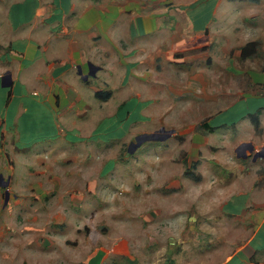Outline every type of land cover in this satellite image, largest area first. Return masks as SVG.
Here are the masks:
<instances>
[{"label": "crops", "instance_id": "crops-1", "mask_svg": "<svg viewBox=\"0 0 264 264\" xmlns=\"http://www.w3.org/2000/svg\"><path fill=\"white\" fill-rule=\"evenodd\" d=\"M239 10L241 21L260 19L264 49V0H0V144L15 155L14 146L28 154L26 149L40 142L35 152L45 147L52 151L47 140L60 139L69 146L79 141L82 146L88 138L128 136L123 106L134 102L147 112L157 90L187 88L182 86L188 83L184 61L197 63L215 43L213 37L231 41ZM201 46L207 51L186 55ZM89 64L96 66L93 75L88 74ZM254 74L247 72L245 94L224 109L229 113L234 106L237 115L242 103L243 114L233 129H250L251 135L239 139L236 156H249L253 164L260 158L263 164L226 162L231 167L227 180L211 169L220 192L204 197L194 212L190 207L182 217L195 220L183 235L210 233L219 239L220 246L209 254L217 264H264V132L256 134L248 115L257 113L264 131V70ZM224 109L214 116L221 124L212 132L228 123L222 120ZM224 157L217 153L218 161ZM197 166L204 177L202 163ZM188 211L194 215L188 217Z\"/></svg>", "mask_w": 264, "mask_h": 264}, {"label": "rangeland", "instance_id": "rangeland-1", "mask_svg": "<svg viewBox=\"0 0 264 264\" xmlns=\"http://www.w3.org/2000/svg\"><path fill=\"white\" fill-rule=\"evenodd\" d=\"M240 13H235L239 27L228 36L231 41L213 37L215 43L197 63L184 61L188 83L182 86L187 88L157 90L148 113L134 102L123 106L128 136L88 138L82 146L79 141L69 146L60 139L47 140L54 145L52 151L45 147L35 152L40 142L27 148L28 154L14 146L15 155L0 144V173L9 180L6 200L0 186V264L218 263L209 254L218 249L219 239L210 233L183 235L195 220L182 217L190 207L194 212L204 197L220 192L211 169L229 176V165L263 164L260 158L253 164L249 156H236L239 139L251 135L250 129H233L243 114L242 103L237 115L234 106L230 114L224 109L245 94L242 80L248 71L257 77L254 73L264 70L260 43L255 55L239 57L244 43L260 41V19L241 21ZM124 92L130 95V90ZM222 109L227 114L222 120L228 123L212 132L221 124L214 116ZM137 116L146 120L139 123ZM162 126L174 130L169 138L128 150L137 134ZM260 128L257 135L264 132ZM222 133L227 135L218 138ZM52 152L57 154L49 161ZM217 153L225 155L222 161ZM201 163L204 177L197 171Z\"/></svg>", "mask_w": 264, "mask_h": 264}, {"label": "water", "instance_id": "water-1", "mask_svg": "<svg viewBox=\"0 0 264 264\" xmlns=\"http://www.w3.org/2000/svg\"><path fill=\"white\" fill-rule=\"evenodd\" d=\"M89 68H90V70H89L88 74L93 75L94 71L96 69V66H94L93 64H89ZM7 78L10 79L9 74L4 75L1 78L2 85H5L3 83L6 81ZM83 78L86 79L87 75H85ZM7 85H9V82ZM173 132H174L173 129H166L165 127L162 126V127H159L158 129H156L152 132H149V133L143 132V133L137 134L134 137V141H131L129 143L128 150L130 152L134 151L137 147H139L145 141H164L165 139L169 138L173 134ZM8 184H9V180H5L4 177L2 176V174L0 173V186L4 187V189H5V192H4L5 200L8 197V189L6 187V186H8Z\"/></svg>", "mask_w": 264, "mask_h": 264}, {"label": "trees", "instance_id": "trees-1", "mask_svg": "<svg viewBox=\"0 0 264 264\" xmlns=\"http://www.w3.org/2000/svg\"><path fill=\"white\" fill-rule=\"evenodd\" d=\"M258 48H259V42L258 41H254V40L248 41L240 48L239 57L242 59L249 58V57H251L257 53ZM206 51H207V46L190 48L187 50L186 55H194V54L204 53ZM107 96H109V93H105V98ZM248 115H249V118H250V120L254 126V129L255 130L259 129L260 124H259L257 113H251ZM262 128L264 129V126ZM211 130H212V128H211Z\"/></svg>", "mask_w": 264, "mask_h": 264}]
</instances>
